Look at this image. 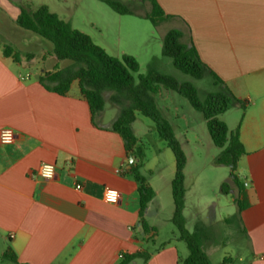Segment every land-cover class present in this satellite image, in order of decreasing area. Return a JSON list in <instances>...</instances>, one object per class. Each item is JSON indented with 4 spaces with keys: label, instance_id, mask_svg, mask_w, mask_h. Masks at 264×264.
<instances>
[{
    "label": "crops",
    "instance_id": "0c3cea01",
    "mask_svg": "<svg viewBox=\"0 0 264 264\" xmlns=\"http://www.w3.org/2000/svg\"><path fill=\"white\" fill-rule=\"evenodd\" d=\"M156 2L172 16L164 23L181 31L185 43L191 41L201 61L246 106L236 105L221 115L229 132L240 122L239 140L245 153L234 171L240 187L230 184L228 193L222 194L220 186L229 181V168L218 171L214 154L202 159L196 149L190 160L184 153V205L188 199L196 206L213 205L216 192L231 196L236 209L221 222L228 225L236 220L239 225L245 239L246 264H264V0ZM0 10L15 23L19 11L15 12L10 0H2ZM1 34L0 129H12L15 139L11 144H0V264H119L123 256L136 253L147 254V260L139 257L128 264H179L186 259L187 246L171 222L174 160L169 161L167 176L162 178L170 198L164 220L177 235L169 229L171 240L152 250L148 247L155 242L157 230L150 215L158 193L147 181L154 197L143 216L144 231L138 215V186L128 176L132 166L123 140L110 130L112 121L105 122L104 111L92 119L76 82L65 96L47 91L36 76L61 62L54 61L49 69L33 74L28 65L36 54L45 60L44 48L37 53L20 52L12 46L13 40ZM26 40L41 42L32 36ZM23 44L27 46L25 41ZM5 46L18 52L20 61L5 57ZM50 50L48 47V59L55 60ZM27 74L28 80L21 79ZM161 112L170 123L169 111ZM137 114L131 127L140 148L133 128ZM174 117L189 123L178 109ZM187 124L184 133L188 135ZM170 125L176 137L181 129ZM185 142L189 140L185 138ZM193 143L201 145L197 137ZM140 163L143 166V159ZM42 164L54 166L52 179L37 175ZM105 188L119 193L117 204L103 201ZM240 192L248 206L236 218ZM199 231L193 226V232ZM202 237L203 246L208 239ZM6 252L13 253L15 262L3 258Z\"/></svg>",
    "mask_w": 264,
    "mask_h": 264
},
{
    "label": "trees",
    "instance_id": "16d2710c",
    "mask_svg": "<svg viewBox=\"0 0 264 264\" xmlns=\"http://www.w3.org/2000/svg\"><path fill=\"white\" fill-rule=\"evenodd\" d=\"M101 1L117 14H132L131 9L118 0ZM143 1L148 2L150 6L149 12L144 17L153 26L156 27L172 19V16L163 12L156 0ZM15 23L18 27L50 42L52 55L57 62L71 63L65 67L56 64L52 70L40 75L38 82L47 91L65 96L71 84L76 82L79 94L89 106L92 119L103 112L106 101L120 108L117 118L110 125V130L121 137L127 155H132L133 160L139 161L134 162L128 171V176L138 186V215L144 231L146 228L143 216L154 197V192L139 172L142 167L140 163L142 152L137 147L138 140L131 126L137 113L153 123L158 138L164 141L174 159V176L171 181L174 210L171 222L179 233V239L186 244L189 252L187 258L179 264H212L202 250V235L198 232L190 233L185 228L183 210L186 157L170 123L157 108L154 96L159 88L175 92L185 98L191 108L202 115L213 145L220 149L213 160L214 165L225 166L230 170L229 181L223 182L220 186L222 194L228 193L230 184L240 187L234 171L245 151L239 140L240 122L233 131L229 132L219 116L236 105L245 109V103L233 96L224 82L201 61L191 41L189 43L183 41V33L177 29H171L164 34L162 56L171 59L175 69L195 80L211 78L217 90L207 93L203 101L199 100L197 88L192 84L180 83L173 77L162 75L151 67L145 75H138V82L135 83L133 74L138 72L139 66L132 56L123 55L118 59L108 55L104 49L95 45L88 35L73 29L69 23L51 13L46 6H40L34 11L20 8ZM3 53L5 57H11L15 62L20 61V54L10 47L5 46ZM108 94L110 95L107 97ZM236 205L235 217L238 218L248 206L242 192L239 193ZM139 257L147 260L148 255L136 253L123 256L119 264H128ZM3 258L15 262L13 253L6 252ZM224 261L226 262V259Z\"/></svg>",
    "mask_w": 264,
    "mask_h": 264
},
{
    "label": "rangeland",
    "instance_id": "374dc122",
    "mask_svg": "<svg viewBox=\"0 0 264 264\" xmlns=\"http://www.w3.org/2000/svg\"><path fill=\"white\" fill-rule=\"evenodd\" d=\"M118 1L128 6L132 14H117L101 0H10L14 5L15 12H18L20 8L34 11L40 6H46L51 13L56 14L60 19L69 23L73 29L88 35L92 42L104 49L108 55L118 59L123 55L132 56L139 66L138 72L133 74L135 83L138 82V75H145L148 68L151 67L158 73L171 76L180 83L188 82L192 84L197 88L198 98L201 101L204 100L207 93L217 90L213 86L210 77L195 80L175 69L171 59L162 56V38L167 31L173 28L172 23H163L157 27L153 26L144 17L150 9L146 1ZM0 2L2 3V0ZM10 17L6 13H1L0 10L1 35L13 40L12 46L20 52L37 53L40 48H44L45 60L36 54L34 61L28 65V70L36 74L43 68L49 69L52 63L56 61L48 59L50 53L47 50L50 47L52 53V44L32 32L18 27L14 22L12 23ZM29 36L39 39L41 41L39 42L40 44L37 42L29 43L26 40ZM23 40L27 46H24ZM70 64V62L63 61L60 66L65 67ZM154 99L160 111L166 109L169 111L170 123L173 126H179L181 129L180 131L177 130L176 138L189 160L195 155L196 149L199 150L202 159L206 158V160L213 154L215 157L219 154L220 149L213 145L202 115L191 108L185 98L175 92L159 88ZM175 109H178L186 117L189 121L188 124L182 119L174 117ZM103 111V119L108 122L117 118L120 108L106 101ZM137 115L138 119L134 123L133 128L137 137L140 138V149L143 159V166L139 172L146 181L153 183L158 193L155 203L151 207L150 215V220L156 226L157 236L155 242L148 247L149 249L157 250L167 240H171L169 229L177 235L175 228L172 226L169 228L164 220L165 216L169 214V206L167 208V204H169L170 198L167 193L165 194L163 184L164 178L167 176L169 161L171 164V160L174 159L171 151L166 148L164 141L158 138L153 123L149 119L139 114ZM221 117L219 116L220 120ZM224 117L227 119L226 116ZM186 124L189 126L187 128L189 131L188 135L184 133ZM194 137H197L200 141L201 145L199 147L193 143ZM185 138L189 140L188 143L185 142ZM225 169L227 168L217 166L218 171H225ZM216 197L217 201L210 206H196L195 203H190L188 199L183 210L185 228L190 233L193 232V226L195 225L197 230L201 229V232L199 231L198 233L203 234L206 236L204 238L208 239L202 249L210 256L212 264H224V258L227 261L225 264H246L245 239L239 225L236 224V220H233L228 225L221 222L223 217L228 216L236 209V206L233 205L232 197L222 195L219 192H216ZM203 226L206 228H203ZM202 228L205 229V232ZM171 242L174 243L173 241ZM182 258H184L183 255Z\"/></svg>",
    "mask_w": 264,
    "mask_h": 264
},
{
    "label": "built area",
    "instance_id": "2783aa9c",
    "mask_svg": "<svg viewBox=\"0 0 264 264\" xmlns=\"http://www.w3.org/2000/svg\"><path fill=\"white\" fill-rule=\"evenodd\" d=\"M30 75H24L21 79L28 80ZM15 139V133L12 129H0V144H11ZM37 175L43 180H50L54 177V166L42 164L37 169ZM79 187H77L78 189ZM103 201L108 204H117L120 200V195L116 190L105 188L103 192Z\"/></svg>",
    "mask_w": 264,
    "mask_h": 264
},
{
    "label": "water",
    "instance_id": "95a60500",
    "mask_svg": "<svg viewBox=\"0 0 264 264\" xmlns=\"http://www.w3.org/2000/svg\"><path fill=\"white\" fill-rule=\"evenodd\" d=\"M39 77L36 76V79H38ZM129 163L131 166H133V158H132V155H129Z\"/></svg>",
    "mask_w": 264,
    "mask_h": 264
}]
</instances>
